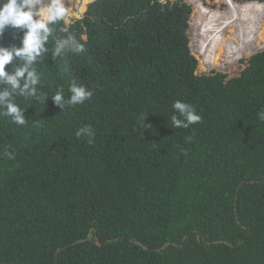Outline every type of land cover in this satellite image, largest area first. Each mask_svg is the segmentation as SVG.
I'll use <instances>...</instances> for the list:
<instances>
[{"label":"trees","instance_id":"16d2710c","mask_svg":"<svg viewBox=\"0 0 264 264\" xmlns=\"http://www.w3.org/2000/svg\"><path fill=\"white\" fill-rule=\"evenodd\" d=\"M189 1L204 62L259 47L264 2ZM190 12L181 0H92L53 25L85 48L38 57L41 91L68 96L75 82L93 96L64 111L17 97L25 126L0 116V264H264V72L252 67L214 107L199 99ZM178 99L200 123L171 127ZM84 125L94 142L76 137Z\"/></svg>","mask_w":264,"mask_h":264},{"label":"clouds","instance_id":"9594fccd","mask_svg":"<svg viewBox=\"0 0 264 264\" xmlns=\"http://www.w3.org/2000/svg\"><path fill=\"white\" fill-rule=\"evenodd\" d=\"M68 13L66 0H0V38L6 31L13 38L19 37L18 44H0V116L8 117L10 122L17 126H25L29 120L25 115L27 108L17 103V97H30L32 101L35 100L44 106L51 98L53 103L64 111L66 107L84 104L93 96V90L75 82L70 85L68 96H65L62 87L51 96L41 91L38 57L50 53L52 59L56 60L68 53L79 54L84 51L85 44L72 34L54 37L53 25L65 20ZM172 108L170 121L171 127L175 129H188L202 120L196 108L184 100H175ZM146 116L143 117L144 124ZM257 118L264 121V110L257 113ZM75 135L92 143L96 130L91 125H84L77 129ZM192 139V136L186 137V141ZM4 155L7 159L14 160L17 153L13 148L5 151Z\"/></svg>","mask_w":264,"mask_h":264},{"label":"rangeland","instance_id":"374dc122","mask_svg":"<svg viewBox=\"0 0 264 264\" xmlns=\"http://www.w3.org/2000/svg\"><path fill=\"white\" fill-rule=\"evenodd\" d=\"M90 1L92 0H66V6H69L70 9L65 22L69 23L73 21V18L81 17L88 2ZM182 1L188 2L191 6V12L188 20L189 32L187 38L189 39L188 44L190 51L194 54L198 61L197 69L194 75L197 79L196 86L199 93V99L209 101L213 106L221 100L223 93L230 89V86L235 81L239 80V78L244 76L245 79H249L252 72H255L254 69H251L252 67L259 69L262 73L264 72V30L260 36H257L259 47L256 48L254 52L250 53L249 50L242 51L240 56L237 58H226L224 53H222L217 62H204L202 60V56H200L199 52L196 50L198 49V43L195 42L193 37V33L196 32L195 21L200 14L199 10L195 4L189 0ZM239 1L240 3L253 1L263 2L261 0ZM197 31H199L200 34V30L197 29ZM211 104L208 103L209 106H211Z\"/></svg>","mask_w":264,"mask_h":264},{"label":"water","instance_id":"95a60500","mask_svg":"<svg viewBox=\"0 0 264 264\" xmlns=\"http://www.w3.org/2000/svg\"><path fill=\"white\" fill-rule=\"evenodd\" d=\"M188 32H189V30L186 32V33H187V35H188ZM90 237H91V234H90Z\"/></svg>","mask_w":264,"mask_h":264}]
</instances>
